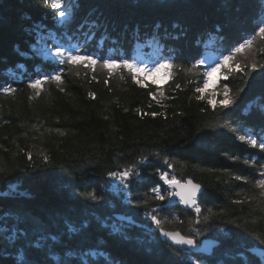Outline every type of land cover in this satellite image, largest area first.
Listing matches in <instances>:
<instances>
[{"label":"trees","instance_id":"obj_1","mask_svg":"<svg viewBox=\"0 0 264 264\" xmlns=\"http://www.w3.org/2000/svg\"><path fill=\"white\" fill-rule=\"evenodd\" d=\"M62 7L63 19L45 0H0V264L261 262L248 249L264 248V199L252 187L264 150L238 137L264 139V40L219 68L212 97L196 88L264 22V0H62ZM57 48L117 66L139 48L155 65L167 60L173 75L156 94L125 68L61 63ZM205 54L218 60L207 63ZM245 55L254 70L244 68ZM57 73L61 82L42 83L38 95L29 87ZM225 96L235 97L228 108ZM128 167L139 176L128 191L112 189L109 173ZM164 172L202 186L199 216L177 200L155 199ZM152 214L163 230L219 244L210 255L172 246Z\"/></svg>","mask_w":264,"mask_h":264},{"label":"snow or ice","instance_id":"obj_2","mask_svg":"<svg viewBox=\"0 0 264 264\" xmlns=\"http://www.w3.org/2000/svg\"><path fill=\"white\" fill-rule=\"evenodd\" d=\"M45 3L49 4L50 7L54 10H57V12L55 13L56 15H58L61 19L65 18L69 13L67 12V10L65 8L62 7V0H45ZM257 39H261L264 40V22H260L257 27L256 30L254 31V34L248 38L245 39L242 43H239L238 46L234 47L229 55H225L222 57V59H220L217 63L215 67H210V70L206 73L207 76H211L213 72H216L218 70V68L223 67V66H227L228 63L230 61H235L238 57L239 54L245 53V52H250V50L252 49V46L254 44L255 41H257ZM56 55L58 57H60V62L61 63H75L77 60H80L82 62H87L89 65L92 64H97L99 63V66L101 68H107L110 71L112 69H115L117 67L120 68H125L128 69L129 73L132 75V79L137 80V75L136 73H140V72H144V71H148V72H156L159 71L162 68H168L170 67V64L167 60H164L162 62H158L155 67L150 68V69H145V68H141L138 67L135 63L130 62L127 59H123L120 62V65L117 66L116 62L110 61V60H103L102 62H98L97 60L93 59L92 56H80L79 53L77 54H73L72 52H65L60 48L56 49ZM244 60L246 61L244 64V68H251V69H255L258 65L255 62L254 59H250L248 55L244 56ZM203 61H198V64H202ZM237 67H239V65H237ZM260 67H264V65H260ZM135 70V72L133 71ZM243 70V69H241ZM251 73L248 71H245V75H250ZM48 80H52V81H56L58 83L61 82V77L60 74L57 73L56 75H51L48 77H45L44 80H36L34 82H32L29 87L33 88V89H37V95L39 94V86L42 83H45ZM137 82L139 83V81L137 80ZM205 87H207V81H205L204 84ZM177 87H179V85H177ZM243 89H240V91H242ZM3 91L5 93H9V92H14V89L11 88H4ZM202 89L197 87L196 88V92H201ZM225 93L228 92V89L225 88L224 89ZM91 95V93H90ZM235 100V97L232 96H225V99L223 101V107L224 108H228ZM139 111V110H137ZM227 126V125H222V127ZM233 133L237 132V129L235 128H231L230 129ZM240 141H244L246 142L248 145H250L253 148H259L261 150H264V139H257L254 138L252 136H246V135H240L239 137ZM29 158L31 159V154L28 153ZM45 160L48 159L47 156L43 157ZM229 159H239L238 157H228ZM165 163H168V161H165ZM245 164L248 163V161H244ZM169 167H172V165L169 163L168 164ZM109 175L111 177L116 178L117 180H119L125 188L128 187V182L131 181V178L133 176H139V172L136 171L134 168L128 167L125 168L123 171L120 172H110ZM259 175L261 178L256 179L255 182L252 184L253 189H259L260 190V196L262 199H264V164L260 165V171H259ZM160 179L162 181H164L165 184L169 185V186H174L177 188H180L181 191L179 193H176V195L180 196V200L181 202L185 203L186 205H190L191 207L194 208L196 214L199 216L201 214V207L200 204L198 202V195H202L201 193V185L193 183L192 180H187L185 183H181L179 180L176 179L175 176H172L171 178L169 177L168 173H160ZM235 179L237 180H241L244 179L246 182L247 181L246 178L241 177V176H236ZM153 192L155 193V199L159 200V201H163L166 199L165 195L161 194V189L159 187H154L153 188ZM88 197L92 200H96L98 199V197H96L94 194L92 193H88ZM246 200H248V197H245ZM244 201H236V203H243ZM209 212H211V209H208ZM151 219L153 222L156 223V225L158 227L161 228V231L163 232V235L166 237H169L171 240H173L175 243L178 244H186V245H190V246H195L196 241L192 238H187L185 236H182L179 232H168V231H164L163 230V226L160 222L159 219H157L156 215L152 214L151 215ZM209 217L208 216H204V220H208ZM261 244H264V239H262L260 241ZM192 264H201V262L199 261V259H197L196 261H193ZM257 264H261V262H257Z\"/></svg>","mask_w":264,"mask_h":264},{"label":"rangeland","instance_id":"obj_3","mask_svg":"<svg viewBox=\"0 0 264 264\" xmlns=\"http://www.w3.org/2000/svg\"><path fill=\"white\" fill-rule=\"evenodd\" d=\"M70 15H71V11H70ZM72 51L74 53V50H72ZM203 59H205L204 61L207 63H213V62H216L218 60V58L214 60V57H207V58H203ZM132 62L135 63L138 67L145 68V69H150V68L155 67V63L152 60H150L149 58H145L143 53L139 50V48L136 50V55H135V58L132 60ZM213 65L214 66H212V67L216 66L215 63H213ZM232 66H233V64L230 65V68ZM90 67H92V65ZM166 70L168 72L159 70L156 72L144 71V72L137 73V80L139 81V83L137 82V80H135V83L138 85H144V86L145 85H150L152 87L155 86L156 88H154V89L159 90V91L155 90L157 92L156 94H158V93L161 94L160 92L163 90L162 88L171 80L172 75H173V71L170 68H167ZM217 74H219V68L216 72H213L210 77L205 74V77L203 78L204 79L203 82L205 84V81H207V87H205L203 85L201 87L202 91L200 93L206 94V95H209L210 97H212L213 94H212L211 90H214V87H215L214 85L217 83V79H218ZM164 173H168L170 178L173 176V174L171 172H164ZM111 183H112L111 184L112 189H115V190L123 189V190L128 191L129 183H128V187L125 188L124 185L114 177L111 178ZM160 189H161V194L165 195V197H166L165 201H167L168 203H171L174 200H177L179 202V204H181V201L177 197H173V193H174V187L173 186H169V185L165 184L164 181L161 180ZM191 209H193V207Z\"/></svg>","mask_w":264,"mask_h":264},{"label":"water","instance_id":"obj_4","mask_svg":"<svg viewBox=\"0 0 264 264\" xmlns=\"http://www.w3.org/2000/svg\"><path fill=\"white\" fill-rule=\"evenodd\" d=\"M187 180H192V179L191 178H185L184 180H179V181L181 183H185ZM192 182L196 183L193 180H192ZM196 184H198V183H196ZM180 191H181L180 188L174 187L173 197H177L180 200V196L176 195V193H179ZM201 191H202V186H201ZM181 205L187 210L192 208L190 205H186L183 202H181ZM114 217L117 218L118 220H123V221L129 222V223H132V224H136L137 226H141L140 223L135 222L130 216H124V215H120V214H115ZM164 231L179 232V231H176V230H164ZM179 233L181 234V232H179ZM159 234H160L161 239L167 241L172 246L186 248V249H188V250H190V251H192L194 253H201V254H204V255H210L212 253L213 249L219 244L218 240L210 238V237L202 238L199 242H197L194 239L196 241L195 246H190V245H186V244H178V243H175L173 240H171L169 237L164 236L163 232L161 230H159ZM181 235L184 236L183 234H181ZM187 238H190V237H187ZM248 251L251 254L257 256L264 263V248L251 247V248L248 249Z\"/></svg>","mask_w":264,"mask_h":264},{"label":"bare ground","instance_id":"obj_5","mask_svg":"<svg viewBox=\"0 0 264 264\" xmlns=\"http://www.w3.org/2000/svg\"><path fill=\"white\" fill-rule=\"evenodd\" d=\"M72 49H73V48L66 49V50H67V52L70 51V52L73 53ZM73 54L75 55V54H77V53H73ZM204 57H205V58H207V57H216V55H213V54H205Z\"/></svg>","mask_w":264,"mask_h":264}]
</instances>
